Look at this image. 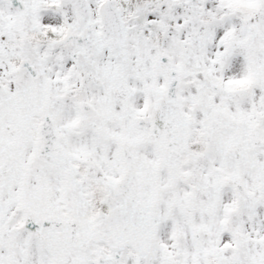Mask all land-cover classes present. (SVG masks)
<instances>
[{"label": "snow or ice", "instance_id": "6c2138e0", "mask_svg": "<svg viewBox=\"0 0 264 264\" xmlns=\"http://www.w3.org/2000/svg\"><path fill=\"white\" fill-rule=\"evenodd\" d=\"M0 264H264V0H0Z\"/></svg>", "mask_w": 264, "mask_h": 264}]
</instances>
